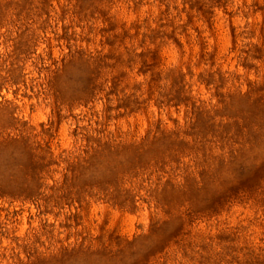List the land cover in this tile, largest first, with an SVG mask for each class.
<instances>
[{
    "label": "rangeland",
    "instance_id": "rangeland-1",
    "mask_svg": "<svg viewBox=\"0 0 264 264\" xmlns=\"http://www.w3.org/2000/svg\"><path fill=\"white\" fill-rule=\"evenodd\" d=\"M0 264H264V0H0Z\"/></svg>",
    "mask_w": 264,
    "mask_h": 264
}]
</instances>
